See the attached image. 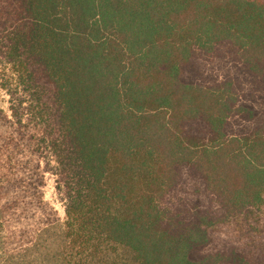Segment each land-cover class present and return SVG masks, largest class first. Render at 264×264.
Listing matches in <instances>:
<instances>
[{"label":"trees","instance_id":"1","mask_svg":"<svg viewBox=\"0 0 264 264\" xmlns=\"http://www.w3.org/2000/svg\"><path fill=\"white\" fill-rule=\"evenodd\" d=\"M0 90L4 263L264 264V0H0Z\"/></svg>","mask_w":264,"mask_h":264},{"label":"rangeland","instance_id":"2","mask_svg":"<svg viewBox=\"0 0 264 264\" xmlns=\"http://www.w3.org/2000/svg\"><path fill=\"white\" fill-rule=\"evenodd\" d=\"M7 101L8 99L5 96L4 92L0 90V108L6 110L8 107ZM4 175H8V174H0V176H4ZM45 178L46 180L41 190L43 200L54 208L58 217L62 218L63 210L61 204L58 203V200L55 195V191L53 188V177L45 175ZM15 232L16 230L6 228V226H4V228L2 229L0 228V264H6L8 262L5 259L4 260L2 259L4 251L10 252L11 250H15L13 251V253H9V254H16L19 246L22 243V241L19 239L18 236H14ZM10 238L13 239V242L11 244L10 243L8 244V240ZM41 254L43 255L44 251H41ZM5 261L6 263H4ZM8 264L11 263L9 262Z\"/></svg>","mask_w":264,"mask_h":264}]
</instances>
